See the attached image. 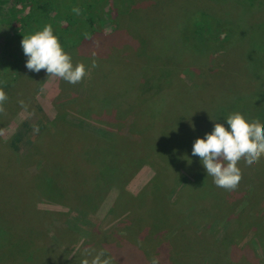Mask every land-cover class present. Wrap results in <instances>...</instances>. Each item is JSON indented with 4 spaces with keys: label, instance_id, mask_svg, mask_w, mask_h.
Here are the masks:
<instances>
[{
    "label": "rangeland",
    "instance_id": "obj_1",
    "mask_svg": "<svg viewBox=\"0 0 264 264\" xmlns=\"http://www.w3.org/2000/svg\"><path fill=\"white\" fill-rule=\"evenodd\" d=\"M63 1L64 5L69 6V13L58 11L59 22L51 24L54 34L59 37L63 49L71 55L73 65L83 62L88 74L81 82L70 84L62 78L48 76L46 70L39 73L29 71L25 66L26 61H23L18 84L7 88L0 86L6 92L11 108L17 110L12 117L10 111L0 115V229H3L0 230V264H79L89 249H105L107 255L112 257L113 264H148L143 248L157 252L160 258L162 255L166 258L168 250L169 264H264V216L261 215L264 208V156L251 166L243 160L239 162L242 179L237 189L229 191L215 186V194L204 198L211 202L216 211L208 214L205 220L213 223L220 218L234 217L237 222L226 231V236L237 243L241 242L239 247L248 249L247 252H244L245 249L239 250L238 260L224 262L222 255L218 263L203 252L192 254L185 251L180 243L173 242L171 249H168L164 238L156 247L155 237H159L158 233L162 231L151 232L152 236L141 246L138 243L145 236L140 235V229L127 230L132 226L131 218L135 217L136 220L146 211L141 203L149 202V197L145 196L146 187L155 176L149 164L155 158L147 146L143 151L142 148L138 149L145 159L141 166H135L137 171L131 174V170L127 174L128 182L123 181L124 192L132 200L130 204L122 206L124 208H116L115 212V204L124 193L120 194L121 191L113 187L93 211L79 206L77 208L83 209L81 212L72 211L70 215L60 216L62 220L58 221V213L67 214L70 210L52 203L54 200L50 203L48 199L38 197L35 189L38 186L29 182L34 170H38L41 159L46 157V150L49 149L50 155L61 162L79 156L73 151L71 143L66 144L67 139H61L62 143L56 142V135H73L76 150L82 146V141L75 140L78 132L73 127H65L66 123L76 121L78 126L95 131V121H98L106 131L113 130L109 122L115 117L111 114L116 105L135 108L137 112L138 104L147 101L137 116L136 112L132 115L139 126H152L145 130L144 136L155 135L166 124L173 125V128L183 125L186 134L196 133L199 138H204L206 133L213 131L217 122L228 127L226 119H221V112L224 109L228 111L239 99L248 102L250 107L256 106V118L264 122V115L260 116L264 108V66L260 63L263 52L259 49L264 45V0H132L133 4L127 0L129 6L125 8L122 7L124 0ZM74 6L84 11L81 12L84 15L75 14L72 11ZM116 7L120 10H116ZM205 15L215 16L229 26L232 32L228 44L222 41L225 34L219 40L205 35L203 38L208 45L202 50L200 39L191 41L188 36L191 32L189 24H194ZM88 16L94 18L93 26H89ZM60 21L69 23L71 27L66 30L67 25ZM86 30L92 33L86 34ZM219 42H222L221 47ZM2 50L0 40V52ZM93 61L96 67H92ZM0 75H3L2 68ZM258 75L261 77L257 78ZM155 76H158V89L153 82ZM104 97L115 98L107 115L102 114L106 109L99 104ZM21 100L23 107L19 103ZM86 103L87 109L80 112H90L96 108V112L102 115L101 121L76 110ZM62 115H67L60 126L62 131L41 134V124L53 125ZM181 117L183 120L180 124L188 119L187 122L193 126L180 125ZM194 119L195 123H190ZM155 127L157 130L154 133L152 130ZM199 131H202L201 135ZM122 132H126V128L123 127ZM35 140L36 145L32 148L31 143ZM33 149L34 152L31 151ZM37 152L38 156L33 157ZM90 158L92 162L96 161L93 154ZM198 163L202 165L201 160ZM37 164L38 167L34 168ZM165 165L163 160L158 164L160 168ZM46 167L41 169L42 172ZM55 169L63 175L58 172L59 168ZM71 169L66 170L65 186L72 187L74 196L84 192L89 194L85 185L86 175L75 176L78 170L87 174L89 168L80 166V169ZM168 175L170 187L165 194L168 204L163 202L171 212L168 207L163 216L168 219V224L162 236L186 220L183 214L175 213L172 205L181 198L180 192L185 186L183 178L190 176L182 170ZM259 196L262 200L257 203ZM196 197L195 192L191 193L190 198L198 199ZM190 198L181 201L184 210L198 205V201ZM78 199L70 200L80 205L82 202L79 203ZM251 203L254 204L252 209ZM116 220L124 223L116 227ZM192 220L196 222L194 225L202 222L196 217ZM222 220L225 225L217 228V232L207 230L204 236L196 233L197 238L212 240L218 236V229L220 234H225L228 220ZM134 224L137 226L138 221ZM12 227L13 231L9 230ZM7 231L13 232L14 236ZM129 236L133 237L132 242L137 246L129 244L115 253V249L104 244L116 241L120 246V242L123 244L122 240ZM56 238L58 242L54 241ZM219 239L217 249L221 248L220 251L227 257L226 243H221L223 238L221 242ZM256 241L260 244H256ZM25 242L33 245L27 249L31 255L23 248ZM31 257L32 260L27 261Z\"/></svg>",
    "mask_w": 264,
    "mask_h": 264
},
{
    "label": "trees",
    "instance_id": "obj_2",
    "mask_svg": "<svg viewBox=\"0 0 264 264\" xmlns=\"http://www.w3.org/2000/svg\"><path fill=\"white\" fill-rule=\"evenodd\" d=\"M127 0L123 1L122 7L125 8V6H129L127 4ZM132 4L134 3L132 0L129 2ZM131 5V4H130ZM135 6V4H134ZM75 7V6H74ZM132 7V6H131ZM69 6L64 5L63 0H0V40L3 43V50L0 52V69H3V75H0V86L3 88H7L12 86L13 84H18V80L21 79L20 77V68L22 66L23 61H27L25 59V54L23 52V48L21 45V42L23 40L24 35L28 34H34L35 31L42 30L45 25L52 24L54 21H58V11L62 13H69L68 11ZM62 9V10H61ZM96 9V6L95 8ZM131 9V8H130ZM116 10H120L119 7H116ZM84 12V11H81ZM80 12V16L84 15V13ZM120 13V12H117ZM90 14V13H89ZM79 16V17H80ZM110 16V15H109ZM118 17V16H117ZM81 18V17H80ZM87 22L89 21V26H93L95 23L94 18H90L88 16ZM83 20V19H82ZM63 24L67 25L66 30H68V27H71V25L67 22L60 21ZM112 23V22H111ZM88 26V25H87ZM191 28V32L188 34L191 41L195 40H201L202 45H200L201 49H205V45L207 43L206 39L203 38L205 35H210L215 40H219L220 36L225 34L223 42L230 41V28L227 26L225 22L219 21L215 16H208L205 15V17L201 18L200 20L195 21L194 24H189ZM90 28V27H89ZM87 33H92L89 30H86ZM84 34V36L86 35ZM4 37V39H2ZM228 37V38H227ZM229 39V40H228ZM220 47H221V43ZM65 47V46H64ZM209 47V46H208ZM223 47H225L223 45ZM260 51L263 52L261 58L262 61L260 62L261 65L264 66V45L259 47ZM25 59V60H24ZM5 62V63H3ZM261 76H257V78H260ZM158 76H155L153 79L154 84L157 86L155 88H159V84H157ZM157 93V90H155ZM264 95V92H263ZM106 96V95H105ZM115 98H108L104 97L101 102H99L100 105H102L106 111L104 110L102 112L107 115L108 109L111 106V104L114 102ZM9 101H6L4 103V108H7L9 105V108L5 110L4 113H9L10 117L13 116V114L17 110H13L11 108V104L8 103ZM147 102V101H146ZM146 102L141 104H138V111L136 112L135 108H123L122 106H115V110L112 112L113 119L111 122H109V125L113 130L106 131L104 128L100 126V123L98 121H95L97 126H95V131L86 130L76 124V121H72V124L66 123L65 127L70 126L75 129V131L78 132V136H76V141L83 142L82 146L79 150H76L74 144H73V137L75 136H62L56 137L58 140L56 142H60L61 139H67V143H71L73 146V151L77 153L79 156L76 158H68L65 161L61 162L56 157H53L49 153V149L46 150V156L45 158H42L40 161V166L38 170H34V175H32L29 182L36 183L38 186L35 188L38 192V197H44L49 200V202L60 205L64 208H68L69 213L62 214L58 213V221L62 220L60 218L64 215H70L73 212H81V208H77L79 206L85 207L86 210L93 211L96 206L99 205V203L102 202L104 199L103 197L106 195L108 190L110 191L113 187L118 188L121 193L123 194L119 197V202H116L115 208L113 209V212H115L116 208H124L125 204H130V198L127 197V193L125 188L123 187L124 182H128L127 174L132 170V173L137 169L135 166L140 167L141 162L145 160L142 157V154L138 153V149L142 148V151L144 150L145 146L149 148L151 153L154 155L155 161L151 162L149 164L152 166V168L155 171V176L152 178V180L148 183L146 190L147 193L145 196L149 197L148 203H141V206L146 208V211L138 216L136 220L135 217L131 218V225L127 227V230H136L140 229V232H142L140 235L144 240H141L138 245H143L144 242L148 240V237L152 236L150 235L151 232H161L163 233V230L166 228V225L168 224V219H164L163 216L167 213L168 207L167 206V200L165 198V194L168 192L170 185L168 184L167 180L169 175L182 170L184 173H187L190 178H183V183L185 186L180 192V200L177 204H173V208L176 211V214H183L186 216V220L183 222H179L172 230H169L167 234L158 233L159 237H155L154 243L156 244V247L158 243L164 238L166 239L165 247L168 249H171L172 243H180L181 246L185 251H190L192 254H198L199 252L203 254H208V258H212L214 262H219V257L222 259L224 256V262L227 260H238L240 256L239 250H244V252H247L248 249L243 246V248L239 247V244L235 242L233 239H230L226 236L227 230L237 221H235L234 217L228 216L227 219L228 223H226V230H224L225 234H220V231L218 229V236L216 235L215 238L212 240H202V238H197L196 233H199V235L205 234L207 230H210L211 232H217V228L222 227L225 225L223 224V221L221 218L216 220L215 222H207L205 218H207L208 214H211L212 212H216L213 209V206L210 201L204 200V198H210L213 194H215L216 191V185L213 183V177L208 176L206 169L201 165V163H198L201 159L198 156L192 155V148L193 144L196 140V138H199V135L196 133H185L183 130V125L185 126H193L190 125L187 121L188 119L184 120L181 124L180 121L183 120V117L179 118V124L182 126H177L173 128V125H166L164 124L160 130L157 131V133L153 136H144L146 133L145 130H149L152 126H139L134 122V118H132V115L136 112V116L139 111H141L144 106L146 105ZM88 103H86L85 106L81 105L76 110L80 112L82 109H87ZM256 106L250 107L248 102L244 101L243 99L237 100L235 104L231 106L230 109L226 111L225 109L222 110L221 119H226L228 114H232L234 112H240L243 114L248 120H255L257 119L255 112L258 111ZM110 110V109H109ZM96 108L93 110L91 109L90 112L85 111L84 113L80 112L81 114H85L89 118H93L94 120H100L103 118L102 115L100 116L96 112ZM227 113V114H226ZM1 115V113H0ZM251 115V117H249ZM264 115V108L261 112L260 116ZM6 116V115H5ZM67 117V115H62V118L56 119L53 125H43L41 124L42 128L41 134H46V132L49 131H62L60 129V126L64 119ZM223 117V118H222ZM112 121H115L114 123H118V125H115L112 123ZM195 119L192 120L190 123H195ZM264 121V117H263ZM162 125V122H161ZM123 127L126 128V132H122ZM229 127V125H228ZM157 127H155L152 132H156ZM65 128L63 127V130ZM156 129V130H155ZM159 129V128H158ZM181 132V133H180ZM200 135L202 131H199ZM152 135V134H151ZM32 148L36 145V140L31 143ZM178 146V147H176ZM190 146V150H188ZM187 148V149H186ZM39 151V149H37ZM34 152V149L31 150ZM93 154L95 162H92L90 155ZM38 152L33 157H37ZM31 157V158H33ZM81 157V159H79ZM163 160L166 162V165L163 168H160L158 166L159 162ZM45 171L42 172V168L45 167ZM81 167H88L87 174L84 172H80L79 170L76 171L75 176H81L86 175V186L88 193L85 194V192L82 194L74 196V192L72 191L71 186H65L66 180H64L65 174H68V171L66 170H72L71 168H78ZM154 166V167H153ZM38 164L34 167L37 168ZM55 168H59V173H63V175L58 174ZM175 170V171H174ZM167 171V172H166ZM169 171V172H168ZM35 174L37 175L35 177ZM124 181V182H123ZM125 191V192H124ZM195 192V196L198 199L190 198L191 193ZM93 193V194H92ZM103 193L102 195H100ZM262 193V192H261ZM212 194V195H211ZM144 198V194H142ZM80 198L79 203L80 205H76L77 203H72V200ZM192 199L198 201L196 206L189 207V209L184 210L181 205V201L183 199ZM247 200L249 199V195L246 197ZM257 203H260L262 198L259 196L257 197ZM72 199V200H70ZM163 200L167 203H164ZM250 202V200H249ZM253 203H251V208L253 207ZM124 206V207H122ZM184 207V206H183ZM179 208H182L183 210H178ZM144 209V208H143ZM169 210L171 212V209L169 207ZM251 211V210H250ZM38 214H41L40 212H37ZM261 215L264 216V208H262ZM198 216V217H197ZM200 218L202 220L200 225H194V222L192 219ZM204 217V218H203ZM56 219V220H57ZM129 220V219H128ZM127 220V221H128ZM204 220V222H203ZM42 222V220H38ZM118 222L116 227H119L120 223H124L120 220H116ZM126 221V223H127ZM138 221L137 227L134 222ZM99 222V220H98ZM227 222V221H226ZM43 223V222H42ZM148 224V225H147ZM121 225V224H120ZM147 225V226H146ZM134 226V228H133ZM3 230V229H0ZM9 230L13 231V227L9 228ZM5 231V230H4ZM50 231V230H49ZM8 232V231H7ZM114 232V231H113ZM149 232V233H148ZM11 233L14 236L13 232ZM126 234V231H124ZM145 233V234H144ZM165 233V232H164ZM4 235V234H3ZM0 236H2L0 234ZM221 237V238H220ZM256 237V236H255ZM132 236H129L127 239L122 240L124 241L123 244L120 242V246H118L116 241L111 242H104V244L110 246L111 248L115 249V253L117 252L120 247H124L126 245H132L137 246V244H134L132 242ZM140 238V237H139ZM220 238V239H219ZM223 238V240H222ZM19 240V238H17ZM135 239V238H134ZM219 239V242L226 243L224 246H226L227 249V257L225 253H223L220 248L217 249V241ZM58 238H56L54 241L58 242ZM257 241H260L259 238L256 239ZM255 242L256 244H260V242ZM134 244H132V243ZM138 242V241H137ZM30 244V245H29ZM150 245V243H149ZM163 245V244H162ZM32 243L28 242L23 245V248L30 249L32 247ZM210 246L212 248H210ZM204 247V249L202 248ZM142 249L141 247H138ZM212 251H211V250ZM145 251L146 259L148 264H150L151 259L155 256L159 258L160 264H169V251L167 250V257L165 258V255H162V258H160V255H157V252L147 249H142ZM28 255L29 251L27 250ZM249 254V252H248ZM223 255V256H222ZM28 257V256H26ZM36 257H39L38 255ZM33 257L29 258L27 261H31ZM173 261V260H172ZM222 261V260H221Z\"/></svg>",
    "mask_w": 264,
    "mask_h": 264
},
{
    "label": "clouds",
    "instance_id": "obj_3",
    "mask_svg": "<svg viewBox=\"0 0 264 264\" xmlns=\"http://www.w3.org/2000/svg\"><path fill=\"white\" fill-rule=\"evenodd\" d=\"M72 11L77 15L81 12L78 7ZM21 45L29 71L39 73L46 70L48 76L62 78L70 84L81 82L88 74L83 62L73 65L71 55L63 49L50 24L34 34L24 35ZM96 66L93 61L92 67ZM7 99L6 92L0 88V113L5 112ZM19 103L24 106L22 100ZM226 122L229 127L217 122L213 131L206 133L204 138L196 139L192 155L201 159L207 175L213 177L217 187L232 191L238 188L242 179L239 162L243 160L251 166L264 156V122L259 119L249 121L240 112L230 114ZM79 264H113V259L105 249H89ZM150 264H160L159 258L154 256Z\"/></svg>",
    "mask_w": 264,
    "mask_h": 264
}]
</instances>
